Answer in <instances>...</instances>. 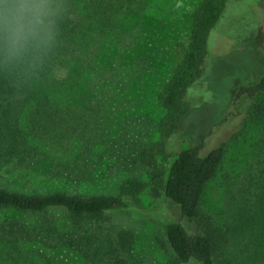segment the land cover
<instances>
[{
	"label": "trees",
	"instance_id": "16d2710c",
	"mask_svg": "<svg viewBox=\"0 0 264 264\" xmlns=\"http://www.w3.org/2000/svg\"><path fill=\"white\" fill-rule=\"evenodd\" d=\"M175 1L66 0L67 11L50 48L15 60L0 57V169L18 178L9 187L0 185V264H129L125 256L134 247L133 231L102 238L90 236L87 224L107 222L114 211H139L149 188L153 196L164 194L180 208L182 220L170 222L166 230L172 264H223L229 238L204 214L203 202L224 166L227 143L207 149L202 142L177 156L168 144L196 101L189 90L202 88L209 38L229 0H198L184 16L190 25L188 43L180 45L181 61L165 70L157 95L165 110L159 139L139 154L140 162L153 168L151 183L128 177L117 185L116 194L100 192L93 188L105 175L78 158L96 144L101 112L131 104L143 108L146 97L151 99L146 93L154 90L152 73L158 71V62L164 63L160 50L150 48L151 40L161 22L172 27L180 22L163 20L165 4L172 8ZM246 95L253 101L250 113L262 140L242 209L256 203L260 225L256 221L258 227H253L248 216L240 215L243 227L237 233L246 235L247 243L235 246L238 254L229 264H264V76L240 90L237 100ZM89 127L94 139L83 141L82 131ZM71 152L77 156H67ZM173 157L170 170L159 164ZM30 182H41L46 190H22ZM56 209L66 212L72 228L64 231L52 222L29 218Z\"/></svg>",
	"mask_w": 264,
	"mask_h": 264
},
{
	"label": "rangeland",
	"instance_id": "374dc122",
	"mask_svg": "<svg viewBox=\"0 0 264 264\" xmlns=\"http://www.w3.org/2000/svg\"><path fill=\"white\" fill-rule=\"evenodd\" d=\"M171 1L174 3V0ZM197 2L198 0H176V5L172 8L165 4L169 10L174 8L176 11L175 14H170L168 9L165 10L163 20H181L174 27L161 22L152 37L150 48L157 47L160 50L164 63L159 66V62H156L159 69L152 73L153 87L150 89L154 90L150 94L147 91L146 96L150 95L151 99L146 97L143 108L131 104L114 107L111 113L101 112L96 129L102 135L98 134L96 139L89 134L90 127L82 131L85 133L81 135L83 141L87 137L89 141L94 139L96 144L78 157L79 163L88 164L89 168L96 167L99 173L105 175V179L99 181L93 189L99 188L100 192L116 194L117 185L128 177H140L151 183L153 168L142 164L139 154L159 139L158 124L165 110L158 103L157 95L165 81V70L172 69L182 59L180 45L188 43L190 26L184 16L190 14ZM163 23L164 33L161 31ZM155 52L158 51L152 53ZM162 73L163 77L159 80ZM262 76L264 0H229L209 38L207 62L200 82L202 88L195 86L189 90L196 101L192 102L191 110L182 117L175 135L177 139L174 136L168 144V150L177 152V156L182 150L202 142H205L207 149L214 148L221 142L227 143L224 166L209 184L203 202L204 214L212 218L213 226L221 229V232L225 231L229 238L224 247L223 264L234 262L233 258L238 254L235 246L238 243H247V238H243L246 235L237 233L243 227L240 215L244 213L248 216L253 227H258L254 225L256 221L260 225L258 218L261 213L258 209L254 210L256 203L249 205V210L242 209V199L250 184L253 173L250 170L256 165L262 139L258 136V122L250 113L253 101L248 100L247 95L237 100V95L243 88L258 82ZM81 114L77 113L76 116L80 118ZM72 155L77 156L72 152L67 156ZM176 158L165 162L159 160V164H163L168 171ZM15 180L18 181V178L0 169V185L9 187V183L15 184ZM25 185L22 190L26 192H33L34 188L45 191L47 187L41 182ZM104 187L107 190H103ZM29 218L52 222L64 231L72 228L68 226L69 217L63 209L53 210L50 215ZM179 220H182L180 208L164 194L160 197L153 196L149 188L141 196L139 211H114L108 215L107 222H88L92 224H87V228L92 231L90 236L95 233L102 238L120 230L133 231L136 235L134 247L125 256L129 264H172L174 254L166 230L170 222ZM183 222L186 224L187 220ZM191 228L196 230L197 226L192 225Z\"/></svg>",
	"mask_w": 264,
	"mask_h": 264
},
{
	"label": "clouds",
	"instance_id": "9594fccd",
	"mask_svg": "<svg viewBox=\"0 0 264 264\" xmlns=\"http://www.w3.org/2000/svg\"><path fill=\"white\" fill-rule=\"evenodd\" d=\"M66 11V0H0V57L50 48Z\"/></svg>",
	"mask_w": 264,
	"mask_h": 264
}]
</instances>
